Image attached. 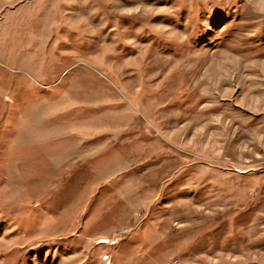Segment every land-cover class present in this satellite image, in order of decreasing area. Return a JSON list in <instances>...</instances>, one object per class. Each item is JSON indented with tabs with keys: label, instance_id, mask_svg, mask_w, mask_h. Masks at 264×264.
<instances>
[{
	"label": "rangeland",
	"instance_id": "rangeland-1",
	"mask_svg": "<svg viewBox=\"0 0 264 264\" xmlns=\"http://www.w3.org/2000/svg\"><path fill=\"white\" fill-rule=\"evenodd\" d=\"M264 264V0H0V264Z\"/></svg>",
	"mask_w": 264,
	"mask_h": 264
},
{
	"label": "built area",
	"instance_id": "built-area-1",
	"mask_svg": "<svg viewBox=\"0 0 264 264\" xmlns=\"http://www.w3.org/2000/svg\"><path fill=\"white\" fill-rule=\"evenodd\" d=\"M173 263H175L174 260H168L165 264H173Z\"/></svg>",
	"mask_w": 264,
	"mask_h": 264
}]
</instances>
